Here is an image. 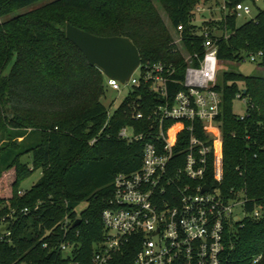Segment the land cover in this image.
<instances>
[{"label": "trees", "instance_id": "obj_1", "mask_svg": "<svg viewBox=\"0 0 264 264\" xmlns=\"http://www.w3.org/2000/svg\"><path fill=\"white\" fill-rule=\"evenodd\" d=\"M43 1L0 0V184L14 176L9 193H0V232L7 220L11 233L0 241V264H93L105 237L103 213L113 197L114 180L120 173L138 170L143 160L144 145L128 144L117 134L126 125L147 122L132 121L128 101L109 120L103 103L107 79L67 39V26L99 37L129 38L143 64L175 65L180 77L189 64L175 50L164 14L174 31L183 27L188 53L204 58L203 39L190 37L199 31L196 8L205 1L55 0L14 17ZM246 1H227V8L231 11ZM238 20L228 13L214 25L221 32L215 39L218 68L223 70L218 90L224 100L219 122L225 178L220 189L227 197L243 195L246 211L252 214L259 208L262 215L247 217L230 236L225 264H251L258 255L264 264V77L224 70L225 63L264 54V10L242 26ZM16 53L18 61L8 72ZM259 64L264 68V56ZM140 93L145 94L144 102L153 100L144 88L134 96ZM246 99L250 104L242 119L234 113V103ZM151 107L145 108L147 113ZM25 157L32 163H25ZM38 171L40 181L21 195L23 183ZM84 203L88 207L79 213ZM66 220L67 232L60 225ZM64 242L75 246L71 255L59 251ZM136 252L128 247L113 264H131Z\"/></svg>", "mask_w": 264, "mask_h": 264}, {"label": "built area", "instance_id": "obj_2", "mask_svg": "<svg viewBox=\"0 0 264 264\" xmlns=\"http://www.w3.org/2000/svg\"><path fill=\"white\" fill-rule=\"evenodd\" d=\"M223 9L240 18L252 14L244 4L229 11L227 1ZM204 10L201 5L196 13ZM215 37L207 30L191 35L190 39H203L206 53L201 58L199 53H188L183 27L175 31L172 44L189 64L183 76H177L175 65L142 62L126 85L106 78L107 92H128L114 111L115 102L110 105L109 120L128 101L132 121L147 123L126 125L117 134L128 144L142 143L143 160L138 170L120 173L114 180V194L103 213L105 237L98 244L93 264H113L130 246L137 250L131 264H225L230 236L239 225L243 227L247 217L260 219L259 208L252 214L246 211L243 195L227 197L220 189L225 178L224 134L219 122L224 100L218 90ZM263 56L262 52L252 54L249 60L259 63ZM176 87L179 91L172 97ZM140 88L149 91L153 100L144 102V93L134 96ZM209 178L214 183L209 184ZM238 207L245 209L246 218L237 215ZM7 225L10 222L5 220L3 228ZM60 225L67 232L69 222ZM10 235V230L1 231L0 241ZM58 249L65 255L71 251V255L75 246L64 242ZM262 261L263 256L258 255L251 264Z\"/></svg>", "mask_w": 264, "mask_h": 264}, {"label": "rangeland", "instance_id": "obj_3", "mask_svg": "<svg viewBox=\"0 0 264 264\" xmlns=\"http://www.w3.org/2000/svg\"><path fill=\"white\" fill-rule=\"evenodd\" d=\"M51 1H55V0H46L43 2H40L34 6L25 8L23 10H21L19 13H17L16 15H14V17H16L17 15L20 14H25L28 12H31L43 5L48 4ZM204 12L202 13H197L196 15V19H195V25L199 27V31H213L214 34L216 36H220L221 32H219L218 29L214 28V25L220 21H222L223 19H225V16L227 15L225 13L224 5H225V1H230V0H204ZM244 5L246 7H249L252 11V14L250 16H245V17H238V24L239 26L244 25L245 23L255 19L257 17V15L264 10V0H247ZM234 9L231 10V12H233ZM236 15V14H235ZM164 17L166 19V22L169 26V28L171 29V31L173 32V34H175V31L173 30L171 23L168 19V17L164 14ZM7 19H2L1 22H4ZM246 58V60L244 62H240V63H225L224 64V70L227 72H236V73H240L243 74L245 76H252V77H264V68L262 66H260L259 63H252L249 60L248 55L244 56ZM223 70L219 71V77L222 78L223 76ZM139 76V75H138ZM127 91L123 92V93H115L111 90H109L107 92V96L106 98L103 100V103L105 104V106L107 108L110 107V105L115 102V105L113 107V111L118 108L122 102L126 99L127 97ZM248 103L245 100H237L234 103V113L239 115V116H245L248 110ZM39 143V139H36L34 141V144H38ZM23 161L25 163H32V159L30 157H25L23 159ZM12 175H9L7 180L5 181V183L0 184V193H3V195H7L9 193V186L11 185V182L13 180ZM42 178V172L38 171L36 172L32 177H30L27 181H25L21 187V191L26 192V191H30L35 185H37V183L40 181V179ZM88 207L87 203L82 204L79 208H78V212L81 213L83 210H85ZM237 215H240L242 218H246L247 213L245 211V209L243 207H238L237 208ZM71 251L67 252V255L70 253Z\"/></svg>", "mask_w": 264, "mask_h": 264}, {"label": "water", "instance_id": "obj_4", "mask_svg": "<svg viewBox=\"0 0 264 264\" xmlns=\"http://www.w3.org/2000/svg\"><path fill=\"white\" fill-rule=\"evenodd\" d=\"M66 34L67 39L82 51L92 67L102 72L106 78L119 81L122 85H126L131 80L142 64L140 51L129 38L99 37L71 24H68ZM17 61L18 54L16 53L8 72ZM207 190L208 187H205L204 191ZM81 223L82 220H79L75 227ZM8 230H10V225L2 228L1 231Z\"/></svg>", "mask_w": 264, "mask_h": 264}]
</instances>
